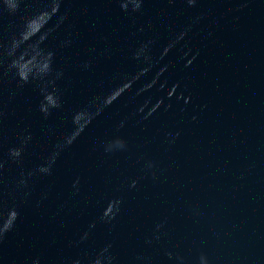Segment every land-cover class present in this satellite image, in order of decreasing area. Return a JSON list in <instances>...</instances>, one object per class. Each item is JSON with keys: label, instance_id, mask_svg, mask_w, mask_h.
Returning <instances> with one entry per match:
<instances>
[{"label": "water", "instance_id": "95a60500", "mask_svg": "<svg viewBox=\"0 0 264 264\" xmlns=\"http://www.w3.org/2000/svg\"><path fill=\"white\" fill-rule=\"evenodd\" d=\"M264 264V0H0V264Z\"/></svg>", "mask_w": 264, "mask_h": 264}, {"label": "clouds", "instance_id": "9594fccd", "mask_svg": "<svg viewBox=\"0 0 264 264\" xmlns=\"http://www.w3.org/2000/svg\"><path fill=\"white\" fill-rule=\"evenodd\" d=\"M188 2H189V4H192L195 2V0H188ZM77 264H78V262H77Z\"/></svg>", "mask_w": 264, "mask_h": 264}]
</instances>
